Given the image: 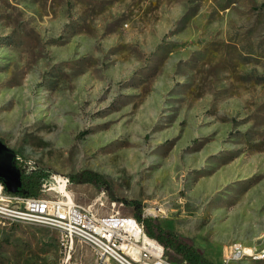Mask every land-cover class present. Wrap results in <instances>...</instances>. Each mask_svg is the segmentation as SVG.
<instances>
[{"label": "rangeland", "instance_id": "1", "mask_svg": "<svg viewBox=\"0 0 264 264\" xmlns=\"http://www.w3.org/2000/svg\"><path fill=\"white\" fill-rule=\"evenodd\" d=\"M0 147L11 188L14 156L92 172L76 204L136 201L211 264H264V0H0ZM0 264H63L56 233L0 225Z\"/></svg>", "mask_w": 264, "mask_h": 264}, {"label": "built area", "instance_id": "2", "mask_svg": "<svg viewBox=\"0 0 264 264\" xmlns=\"http://www.w3.org/2000/svg\"><path fill=\"white\" fill-rule=\"evenodd\" d=\"M12 160L15 169L26 174L36 169L22 157L14 156ZM68 184L67 177H49L42 192L52 190L55 196L43 198L10 193L0 181V225L39 220L41 226L56 233L63 264L69 262L76 244L88 246L96 264H178L164 257L162 246L147 236L141 222L132 216H121L119 212L100 215L97 204L104 205L101 197L93 205L76 204L67 190ZM244 250L234 244L229 253L232 259L239 260L245 257Z\"/></svg>", "mask_w": 264, "mask_h": 264}, {"label": "trees", "instance_id": "3", "mask_svg": "<svg viewBox=\"0 0 264 264\" xmlns=\"http://www.w3.org/2000/svg\"><path fill=\"white\" fill-rule=\"evenodd\" d=\"M17 170V169H16ZM19 176L16 180V186L13 194L23 197H37L41 187L46 183L49 177H45L38 167L30 173H24L17 170ZM68 181L76 184L91 183L94 185H105L103 178L95 173L84 171L80 174L67 177ZM6 189V187H5ZM125 204L135 209V219L141 222L146 228L147 235L162 246L166 253H173L180 260L187 264H211V262L202 256V254L193 246L181 241L172 232L161 228L158 224H153L148 219L141 218V205L136 201H125Z\"/></svg>", "mask_w": 264, "mask_h": 264}, {"label": "water", "instance_id": "4", "mask_svg": "<svg viewBox=\"0 0 264 264\" xmlns=\"http://www.w3.org/2000/svg\"><path fill=\"white\" fill-rule=\"evenodd\" d=\"M4 153H5V151H3L2 149H1V147H0V160H3L4 158H5V156H4ZM12 170H16L15 169V167L13 168V169H11L10 171H12ZM10 171H7V173H6V177H7V174L10 172ZM17 171V170H16ZM3 176L0 174V181H2L3 182V184L5 185V187H6V190L8 191V192H10V193H13V191H14V189H15V186H16V180L14 181V183H15V185H14V188H11V186H10V182H8L7 181V184L5 183V181H3L4 179L2 178ZM8 180V179H7Z\"/></svg>", "mask_w": 264, "mask_h": 264}, {"label": "bare ground", "instance_id": "5", "mask_svg": "<svg viewBox=\"0 0 264 264\" xmlns=\"http://www.w3.org/2000/svg\"><path fill=\"white\" fill-rule=\"evenodd\" d=\"M152 213V212H151ZM27 224H32V225H38V226H41L39 220H31V221H27ZM60 245V244H59ZM253 252L252 250H249V249H245L244 250V254L243 256H252ZM254 256V255H253ZM236 259V258H235ZM230 260V258H229ZM238 260V258H237ZM149 264H156V263H149Z\"/></svg>", "mask_w": 264, "mask_h": 264}]
</instances>
